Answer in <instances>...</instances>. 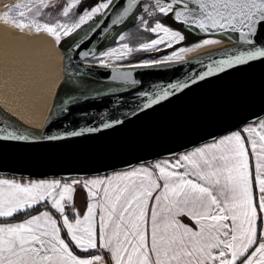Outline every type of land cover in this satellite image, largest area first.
I'll use <instances>...</instances> for the list:
<instances>
[{
	"label": "snow or ice",
	"instance_id": "1",
	"mask_svg": "<svg viewBox=\"0 0 264 264\" xmlns=\"http://www.w3.org/2000/svg\"><path fill=\"white\" fill-rule=\"evenodd\" d=\"M14 10V17L11 10L4 15L17 29L31 28L30 19L55 18L54 23L36 24V33L54 36L61 47L62 37H70L89 22L84 36H92L84 43L74 42L76 70L66 73L59 85L66 97L61 121L35 131L0 114V157L9 148L119 131L193 88L264 67V0H27L15 4ZM129 18L139 19L143 26L136 32L147 42L137 41L138 49L123 43L100 53L82 50L110 25ZM197 33L204 36L195 43L197 48L224 40L230 47L218 50L219 58L209 54V62L202 63L203 70L195 75L153 84L151 92L143 90L142 79H133L132 71L95 73L96 65L86 63L97 54L98 66L104 69L113 60L133 67L179 62L192 49L180 47L177 52L174 46ZM162 47L173 49L172 54L143 63L130 59L134 51L159 52ZM65 57L71 59L67 53ZM97 76L108 82L106 89L93 87L100 83L94 79ZM113 83L129 85L135 104L127 111H120L125 106L120 98L102 94L114 92ZM105 99L120 108L113 107L111 115L82 110L83 104ZM80 120L86 126L80 127ZM54 126L56 134H52ZM236 128L178 157L169 153L168 159L151 167L142 165L106 179L24 184L0 179V186H7L0 187V264H264V119L257 116L250 123L246 118ZM79 185L87 189L91 201L82 218L78 211L68 212ZM150 201L154 202L150 205ZM25 213L24 219L16 220Z\"/></svg>",
	"mask_w": 264,
	"mask_h": 264
},
{
	"label": "water",
	"instance_id": "2",
	"mask_svg": "<svg viewBox=\"0 0 264 264\" xmlns=\"http://www.w3.org/2000/svg\"><path fill=\"white\" fill-rule=\"evenodd\" d=\"M128 21V20H127ZM126 21V22H127ZM125 22V23H126ZM120 25H110L106 31L96 36L88 45L94 50L111 30L120 29ZM88 32V31H87ZM203 37V34L197 33ZM92 33L82 37L76 43H84ZM229 42L227 40H224ZM60 48L72 55L74 63L75 52ZM90 57L89 59H92ZM211 58H219L218 55ZM210 57L185 61L171 66H155L146 68H92L95 73L132 71L133 79L139 77L145 85L144 91H153V84L167 83L186 74L195 75L203 70L202 63H208ZM103 83H108L103 76L94 77ZM118 85L121 88L103 95L112 100L121 99L120 105H110L109 100L95 104H83L82 110L93 115L101 113L111 115L113 107L127 111L134 105L129 85ZM132 87H135L133 85ZM59 90L56 104L58 115L52 120L60 122ZM120 93H127L120 96ZM108 105V107H106ZM259 116L264 119V67H256L242 73H234L219 80H213L193 88L178 100L135 120L127 127L109 134H96L89 138L75 139L53 145H42L30 148H9L0 157V179H7L24 184L31 181L61 180L71 183L72 179L81 181L88 179H103L116 172L134 169L142 165L152 164L168 159L169 153L179 154L202 146L213 137L223 138L236 131V125L246 118L251 120ZM79 119V118H78ZM50 124V125H51ZM80 127L86 126L80 120ZM58 129L54 126L52 134Z\"/></svg>",
	"mask_w": 264,
	"mask_h": 264
},
{
	"label": "bare ground",
	"instance_id": "3",
	"mask_svg": "<svg viewBox=\"0 0 264 264\" xmlns=\"http://www.w3.org/2000/svg\"><path fill=\"white\" fill-rule=\"evenodd\" d=\"M17 3V0H0V114L10 116L24 128L44 131L59 112L56 104L59 85L66 73L75 72L77 65L72 55L60 49L57 43L58 50L45 47L54 42V36L32 33L27 28L17 29L4 20L3 8ZM32 43L42 51L33 52ZM226 47H230V42L199 48L194 45L190 47L191 51L182 54L181 61L159 66L207 58L209 54L218 55V50ZM65 53L71 59H66ZM59 55L65 59V70L58 63ZM56 88L58 90L51 98L52 90Z\"/></svg>",
	"mask_w": 264,
	"mask_h": 264
},
{
	"label": "rangeland",
	"instance_id": "4",
	"mask_svg": "<svg viewBox=\"0 0 264 264\" xmlns=\"http://www.w3.org/2000/svg\"><path fill=\"white\" fill-rule=\"evenodd\" d=\"M17 2L18 3H20V4H24V3H27V0H17ZM49 2V0H45V3H48ZM53 2H54V0H53ZM152 2L154 3L155 2V0H152ZM14 5L15 4H9V5H6L4 8H3V11H2V13H3V15H4V13L5 12H7V11H10L11 10V14H12V16L14 17L15 15H16V11L14 10ZM3 18H4V20L5 21H7L8 23H10V24H13L12 23V20L10 19V18H8V17H6L5 15L3 16ZM8 19V20H7ZM67 18H62V20H66ZM133 21V20H132ZM44 22H50V23H54V22H56V20H55V18H53V17H51V16H45L44 17V19L43 20H35V22H33V20H29L28 21V23H30L31 25H32V27L31 28H27L30 32H32V33H36V24H40L41 26H42V24L44 23ZM135 22H137L136 24L137 25H139V28L140 29H142L143 28V26L142 25H140V23H139V19H136V21ZM90 23L91 22H89V24H86V25H83L82 26V28L80 29V30H77V32H75V33H73L70 37H67V38H72V37H74V36H76V35H78V34H84L85 32H87L88 31V29H89V26H90ZM26 28H24V30H27ZM31 29V30H30ZM61 35H62V33H61ZM120 35H123V36H125V33H124V30H121V31H119L117 34H115V36L113 37V39L111 40V42H110V44L106 47V48H101L97 53H100V52H103V51H106V50H108V49H110V48H120L121 47V45L123 44V43H126V41L124 40V41H120L119 40V36ZM140 37V36H139ZM203 39V38H202ZM202 39L200 40V41H202ZM64 41V38L62 37V42ZM139 41L140 42H147V41H145V40H143V38H140L139 39ZM195 45V43L194 44H188V45H186L185 43H181V44H179V45H175L174 46V50L175 51H179V48L180 47H192V46H194ZM31 46H32V51L33 52H35V51H42V50H40V49H37V47H35L34 46V44L32 43L31 44ZM59 46V45H58ZM45 47L46 48H52L53 47V49L54 50H58V48L56 47V41H55V37H54V42L52 43V44H50V45H45ZM139 48V43H138V45L134 48V50L135 49H138ZM163 48V47H162ZM167 51H168V54L167 55H171L172 54V51H173V49H166ZM134 55H139V57L140 58H143V57H153V56H155L156 55V52H151V53H146V52H135L134 51ZM167 55H165V56H167ZM165 56H163L162 58H147V59H144V60H142V61H140L139 63H143L145 60H147V61H152V60H157V59H164V57ZM101 59V57L99 56V54H97L92 60H90V61H87V62H89V63H91V64H95L96 66H98V62H99V60ZM106 62H108V58H103ZM58 63H61L62 62V60H64V57L62 56V55H59L58 56ZM124 61H110V63H111V67H113V66H118V65H123L124 63H123ZM59 88V87H58ZM58 88H56L55 90L53 89L52 90V94H51V98L54 96V94L56 93V91L58 90ZM62 88H60V90H61ZM66 97H65V94H64V89H63V94H62V96H61V100L63 101L64 99H65ZM52 108V107H51ZM257 139H258V137H257ZM250 147V146H249ZM253 169H254V160H253ZM103 179H106V178H103ZM12 181V180H11ZM13 182H16V181H13ZM26 183H29V182H26ZM0 187H4V188H7V186H0ZM257 195H258V192H257ZM73 197H74V207H72V208H68V212H69V214H71V213H75V212H77L78 211V213H79V215H80V217L82 218V216H83V214L86 212V209H87V204L89 203V202H91L90 201V198L88 197V195H87V189L83 186V185H79V186H77L75 189H74V193H73ZM154 201H150L149 202V204L151 205V203H153ZM74 222V221H73ZM87 258H91V257H87Z\"/></svg>",
	"mask_w": 264,
	"mask_h": 264
},
{
	"label": "flooded vegetation",
	"instance_id": "5",
	"mask_svg": "<svg viewBox=\"0 0 264 264\" xmlns=\"http://www.w3.org/2000/svg\"><path fill=\"white\" fill-rule=\"evenodd\" d=\"M136 23L137 22H133L132 19L129 18L128 21L120 29L111 30L99 43H97L94 46V49L98 52L101 48H106L110 44V42L113 39V37L115 36V34H117L121 30H124V33H125V39L124 40L126 41V43H129L130 47L135 48L138 45L137 41H139V39L142 38L139 35V33L136 32V28L139 27V25H137ZM174 27H176V26L174 25ZM82 37H84V34H78L72 38H64V41H66V42H64V41L62 42V47L64 49L71 50L72 46L74 45V42L75 43L78 42ZM201 39H202V37H200V36L188 34L187 41L184 43L186 45L194 44V43L200 41ZM60 52H62V51H60ZM167 54H168V51L165 48H162V50L159 52H156V55L153 57L151 56V57L140 58L139 55H133V57H131L130 59L133 60L134 62H140V61L147 59V58H162L163 56H165ZM92 59H89L88 61H90ZM64 61H65V59L61 62V65H62V68L65 70ZM86 63H89V62L86 61ZM123 63H124L123 65L113 66L110 68H119V69L133 68L132 67L133 65H130L129 63H126V62H123ZM89 64H91V63H89ZM93 65H95V64H93ZM92 68H101V67L94 66ZM110 68H108V69H110ZM102 69H104V68H102ZM107 86H108V83H103V82H100L99 84L93 85V87L96 89H106ZM111 87L114 89V91H117L121 88L120 86L114 85V84H111ZM105 93H108V92L104 91L102 94H105ZM62 94H63V89H61L60 98H59L61 105H63V101L61 100Z\"/></svg>",
	"mask_w": 264,
	"mask_h": 264
},
{
	"label": "trees",
	"instance_id": "6",
	"mask_svg": "<svg viewBox=\"0 0 264 264\" xmlns=\"http://www.w3.org/2000/svg\"><path fill=\"white\" fill-rule=\"evenodd\" d=\"M203 38V37H202ZM59 48H63V47H61V46H58ZM41 207V209L43 208V205H41L40 206ZM33 214H35V213H33ZM26 215H28V213H25L24 215H20V216H17L16 217V220H22V219H24L25 218V216ZM90 257V256H89Z\"/></svg>",
	"mask_w": 264,
	"mask_h": 264
}]
</instances>
